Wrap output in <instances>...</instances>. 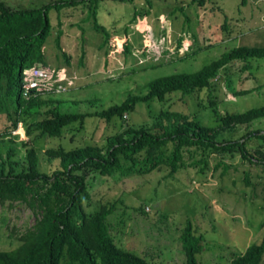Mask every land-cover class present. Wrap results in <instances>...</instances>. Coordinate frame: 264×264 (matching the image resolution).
Returning <instances> with one entry per match:
<instances>
[{
	"label": "rangeland",
	"instance_id": "374dc122",
	"mask_svg": "<svg viewBox=\"0 0 264 264\" xmlns=\"http://www.w3.org/2000/svg\"><path fill=\"white\" fill-rule=\"evenodd\" d=\"M1 1L13 9H31L60 0ZM155 1L78 0L77 7L50 10L53 30L44 46L46 62L54 69L63 68L75 80L82 77L78 86L68 78V90L49 97L62 101L57 103L62 112L92 114L107 110L121 105L130 95L148 93V84L157 78L196 73L242 45L264 46V0H206L203 7L193 0ZM181 2L188 5L182 8ZM145 11L150 14V24L144 19L135 24V16ZM59 22L66 24L65 33L68 32L61 37L62 49L56 42ZM137 23L139 28L135 29ZM127 33L133 35L129 40L123 39ZM126 43L132 46V53L127 56L123 52ZM63 51L70 58L69 66ZM187 53L196 54L181 60ZM253 62L250 70L244 68V62H234L218 76L219 89L215 94L220 114H238L264 106V59ZM255 88L253 93L236 96ZM207 98V90L185 98L181 92H174L164 102L138 104L127 122L116 118L108 123L89 116L83 126L76 123L65 128L62 138L43 137L36 142L33 138L39 133L28 137L25 124L21 123L14 131L21 148L19 157L24 158L27 153L22 142L31 140L40 150L43 167L49 169L46 150L103 146L109 136L127 125L139 128L151 124L163 109L190 115L212 127L216 120L213 111L205 108L209 104ZM7 123L5 116H0V130ZM257 129L264 130V120L251 126V130ZM260 144L257 139L249 141L250 153L256 154ZM56 165L57 162L52 164ZM169 171L162 166L150 174L131 178L91 175V199L84 201L85 208L93 212L103 204L117 202L116 211L109 217L111 234L118 245L147 258L151 264H186L180 237L188 221L196 234L205 238L204 251L198 255L201 264H231L237 254L262 241L263 166L250 164L239 155L233 159L215 154L203 173L198 168H188L170 177ZM247 173L249 185L245 180ZM140 207L145 212L137 209ZM35 224L36 217L25 204L0 205V250L18 247L19 238Z\"/></svg>",
	"mask_w": 264,
	"mask_h": 264
},
{
	"label": "trees",
	"instance_id": "16d2710c",
	"mask_svg": "<svg viewBox=\"0 0 264 264\" xmlns=\"http://www.w3.org/2000/svg\"><path fill=\"white\" fill-rule=\"evenodd\" d=\"M193 2L202 7L206 4V0ZM77 3L78 0H60L38 8L13 9L0 0V116L8 121L0 130V205L22 203L36 217L34 227L19 238L18 247L0 250V264H151L147 258L118 245L111 234L109 217L116 211L117 202L103 204L93 212L86 210L84 201L91 199V175L131 178L150 174L162 166L169 168L170 177L188 168H198L203 173L215 154L230 155L233 159L239 155L250 164L264 167V130H251L253 124L264 120V106L238 114H220L215 94L219 89L217 78L225 68L241 61L250 70L253 60L264 59V46L242 45L196 73L157 78L148 84V93L130 95L121 105L92 114L62 112L57 106L62 101L49 98L54 94L25 99L22 83L26 69L43 64L57 75L65 73L63 68L54 69L46 62L44 46L53 30L49 12L74 8ZM149 16L145 11L143 15L137 14L134 21ZM63 25L59 22L56 39L61 49ZM179 40L181 43L182 39ZM131 49L130 43L124 45L125 56L132 53ZM194 54L187 53L181 60ZM63 55L69 66L70 58L64 51ZM203 90L208 91L209 104L204 107L213 111L215 126L202 125L190 115L163 109L151 124L139 128L127 125L123 131L109 136L103 146L46 150L49 169L43 167L40 150L31 140L22 142L27 153L24 158L19 157L21 148L14 131L21 123L25 124L28 137L39 133L34 142L43 137L62 138L65 128L76 123L83 126L89 116L108 123L116 118L127 122L140 103L164 102L174 92H181L185 98ZM255 90L238 92L236 96ZM253 139L261 141L256 154H251L247 147ZM54 162L57 165L53 167ZM248 175L247 185L251 183ZM137 209L145 212L143 207ZM180 239L186 264H201L198 255L204 251L205 238L196 234L191 221ZM231 264H264V238L237 254Z\"/></svg>",
	"mask_w": 264,
	"mask_h": 264
},
{
	"label": "built area",
	"instance_id": "2783aa9c",
	"mask_svg": "<svg viewBox=\"0 0 264 264\" xmlns=\"http://www.w3.org/2000/svg\"><path fill=\"white\" fill-rule=\"evenodd\" d=\"M162 53L165 52L163 49ZM66 73L56 74L50 67L36 64L23 73L22 94L25 99L33 96L58 95L68 90Z\"/></svg>",
	"mask_w": 264,
	"mask_h": 264
},
{
	"label": "crops",
	"instance_id": "0c3cea01",
	"mask_svg": "<svg viewBox=\"0 0 264 264\" xmlns=\"http://www.w3.org/2000/svg\"><path fill=\"white\" fill-rule=\"evenodd\" d=\"M156 1H159V0H156ZM156 1H155V2H156ZM180 5H181L182 8H184V7L187 6L188 4H187V5H184V4L181 2ZM174 6H176V4H175ZM183 10L185 11V9H183ZM153 11H154V10H153ZM174 12H177V10H175ZM164 13H167V12L165 11V12H162L161 14H164ZM159 16H160V15H159ZM159 16H157L156 18H158ZM154 17H155V16H154ZM152 18H153V17H152ZM141 20H142V19H139V20L136 21V22H141ZM144 20H146V22H147L148 24H150V22H151V20H149L148 17H146ZM148 20H149V21H148ZM183 20H184V19H183ZM186 21H187V19H185L183 22H186ZM136 22H135V24H136ZM138 25H139L138 23H137V25H135V29H136V28H137V29L139 28ZM153 25H154V24H153ZM70 26H71V25H69L68 27H70ZM136 26H137V27H136ZM75 28H76V30H79L77 27H75ZM65 29H66V24H64V25H63V28H62L64 34L66 35L68 32L65 33ZM76 30H75V31H76ZM76 34H77V32H76ZM116 36L119 37L120 35H116ZM130 37L132 38L133 35H128V33H127V34L124 35L123 39H125V40H129ZM127 42H128V41H127ZM131 43H132V42H131ZM131 43H130V44H131ZM138 43H139V45L142 44L141 42H138ZM108 44H109V43H108ZM139 45L136 44V46H139ZM100 48H102V47H99V49H100ZM100 50H101V49H100ZM106 50H107V49H106ZM106 50H105L104 53H105V57L108 58L107 55L109 54V52H108V50H107V51H106ZM106 53H107V54H106ZM68 77H69V76H68ZM75 77H76V76H75ZM69 78H71V79L73 80V82H74L75 84H77V86H78V84H79V83L81 82V80H82V77H80V78L76 77V78H77L76 80L74 79V77H73V78H72V77H69ZM74 80H75V81H74ZM79 81H80V82H79ZM77 86H76V87H77Z\"/></svg>",
	"mask_w": 264,
	"mask_h": 264
}]
</instances>
